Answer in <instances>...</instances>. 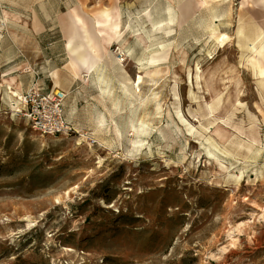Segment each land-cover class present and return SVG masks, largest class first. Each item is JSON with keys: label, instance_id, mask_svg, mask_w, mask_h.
<instances>
[{"label": "rangeland", "instance_id": "1", "mask_svg": "<svg viewBox=\"0 0 264 264\" xmlns=\"http://www.w3.org/2000/svg\"><path fill=\"white\" fill-rule=\"evenodd\" d=\"M242 1L141 32L169 58L106 56V91L81 75L69 135L34 131L11 110V90L22 92L0 79V264H264V77L248 59L264 43V11ZM73 4L0 0V63L21 65L24 91L74 83L58 25ZM135 36L118 46L136 47ZM140 75L133 95L125 83ZM132 123L145 131L136 145Z\"/></svg>", "mask_w": 264, "mask_h": 264}, {"label": "bare ground", "instance_id": "2", "mask_svg": "<svg viewBox=\"0 0 264 264\" xmlns=\"http://www.w3.org/2000/svg\"><path fill=\"white\" fill-rule=\"evenodd\" d=\"M242 5H251L253 8L264 11V0H243ZM184 18L185 16L181 15L180 20L183 21ZM61 21L62 30L66 38V49L70 57V65L79 77L84 70L89 73L105 56H110L111 59H114L115 64L123 66L126 60L120 61L117 56L115 57L114 54L110 52L111 47L114 44L118 45L122 38L129 33L121 30L120 14L116 8L97 9L91 15L80 14L79 9L74 8L64 15ZM169 27L170 19L169 17H165V19L161 20L158 24H155L154 32L159 35L163 32L165 33ZM134 34H136L137 39L147 47L145 36L139 32H134ZM211 37L222 43L225 39H228L226 35H218L215 32L211 33ZM260 37L256 40V44L254 43V46L248 49V52L252 53L248 59H252L250 63L257 68L259 75L264 77V43ZM168 58L169 51L158 52L152 57L150 64L155 65L162 61H166ZM1 78L2 75L0 73V79ZM141 81V75L138 77L137 83L136 79L133 81L127 78L125 87L135 95ZM10 94L14 97H20L21 95L20 92H13L12 90ZM181 119L183 122H187L183 117H181ZM97 125L99 128L108 126L103 119H100ZM130 127L133 129V134L129 135L130 143L132 145L139 144L141 141L138 136L145 132L144 126L142 124L136 126L132 123ZM115 132L118 136H122V132L118 126H115ZM134 136L137 139H134Z\"/></svg>", "mask_w": 264, "mask_h": 264}, {"label": "crops", "instance_id": "3", "mask_svg": "<svg viewBox=\"0 0 264 264\" xmlns=\"http://www.w3.org/2000/svg\"><path fill=\"white\" fill-rule=\"evenodd\" d=\"M75 4H73V7L70 8V10L77 8L79 9L80 14H85V15H91L95 10L97 9H113L116 8L119 11L120 14V24H121V30L124 32H131L134 34V32H154V26H155V20L153 19V15L157 13L159 15L163 16V19L165 17H169L170 19V29L172 28L171 21L172 19L176 17H180L184 13L186 15H198L200 14L201 10L203 9V6L205 4H209L210 1L211 3L216 4L215 0H193L195 4L192 3V1L189 0H74ZM198 1L201 2L202 6H198ZM189 3L191 5H189ZM189 6V7H188ZM89 10L90 12L86 11ZM69 10V11H70ZM68 13V11H67ZM67 13L63 14L66 15ZM62 15V14H61ZM62 17H59L58 19V25H59V30L62 31ZM41 20L40 18L36 17V23L39 25ZM129 28V29H127ZM175 30L180 31L182 30L179 27H176ZM126 35L122 38H124ZM135 42H136V47H133L132 45L130 46L127 43H122L120 46L117 45L119 50H123L128 57L130 62H132V59H147V63L150 64V61L152 57L155 55L154 52V47H153V37L152 36H147V47H145L135 36ZM66 42V40H65ZM121 50V51H122ZM125 50V51H124ZM106 62V56L103 57L102 61L98 62L96 66L88 73L86 70L82 71L81 75L87 74L89 77V84L90 81L91 83L93 81H96L99 83V86H96L100 90H107L106 85L103 84V82H99L98 80L101 78L102 74L101 69H103V65H105ZM12 61L0 63V73L2 75L3 80L6 81H12L14 82L15 85H17V88L19 91L22 92V94L28 92L29 90L24 91L22 85H18L20 76L19 72L21 68V65L17 66L18 64H12ZM72 73L74 74L73 78L74 83L68 87L67 90L68 94H75L77 92L76 90V82L79 79V76L77 75L76 71H74L71 67ZM36 76L40 79V72L36 73L34 72V78ZM71 76V75H70ZM105 77V74H104ZM97 78V79H96ZM101 80V79H100ZM34 86H39L41 87L45 93H49L50 87L45 89L43 84L36 83ZM33 88V87H32ZM54 88H59L58 85H55ZM71 105L68 103L66 105V113L68 116L71 114L70 110ZM80 117L77 115V111L74 112V116L71 119V122L74 125H79L80 124Z\"/></svg>", "mask_w": 264, "mask_h": 264}, {"label": "built area", "instance_id": "4", "mask_svg": "<svg viewBox=\"0 0 264 264\" xmlns=\"http://www.w3.org/2000/svg\"><path fill=\"white\" fill-rule=\"evenodd\" d=\"M117 50L120 61L127 59L128 55ZM68 93L59 88L45 93L39 86H34L28 92L16 97V103L11 107L12 113L22 115L32 129L42 136H63L75 131L74 124L68 120L66 114V101Z\"/></svg>", "mask_w": 264, "mask_h": 264}]
</instances>
